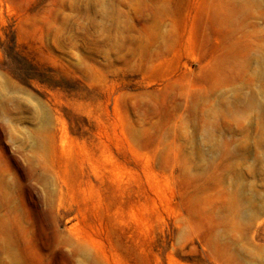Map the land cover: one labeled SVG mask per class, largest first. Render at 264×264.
Instances as JSON below:
<instances>
[{
    "label": "rangeland",
    "instance_id": "rangeland-1",
    "mask_svg": "<svg viewBox=\"0 0 264 264\" xmlns=\"http://www.w3.org/2000/svg\"><path fill=\"white\" fill-rule=\"evenodd\" d=\"M0 264H264V0H0Z\"/></svg>",
    "mask_w": 264,
    "mask_h": 264
},
{
    "label": "trees",
    "instance_id": "trees-1",
    "mask_svg": "<svg viewBox=\"0 0 264 264\" xmlns=\"http://www.w3.org/2000/svg\"><path fill=\"white\" fill-rule=\"evenodd\" d=\"M2 46V44H1ZM3 52L5 54L6 59H13L15 57V52H13V47L12 46H6L3 47Z\"/></svg>",
    "mask_w": 264,
    "mask_h": 264
}]
</instances>
